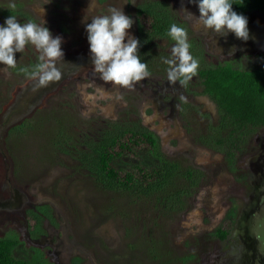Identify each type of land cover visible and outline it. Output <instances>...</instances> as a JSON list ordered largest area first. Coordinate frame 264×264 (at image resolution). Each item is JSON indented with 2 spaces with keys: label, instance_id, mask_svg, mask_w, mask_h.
<instances>
[{
  "label": "rangeland",
  "instance_id": "1",
  "mask_svg": "<svg viewBox=\"0 0 264 264\" xmlns=\"http://www.w3.org/2000/svg\"><path fill=\"white\" fill-rule=\"evenodd\" d=\"M145 1L95 0L93 8L90 0H0V26L10 15L20 23L44 20L64 53L56 64L61 79L47 85L19 68L40 63L32 45L15 54V68L0 65V238L14 241L12 255L28 264H264V128L231 167L202 144L216 109L195 77L185 87L168 83L162 58H170L174 43L165 39L147 44L141 55L150 76L131 89L106 84L93 69L86 23L122 8L136 38L134 12ZM164 1L201 44L203 65L264 64V11L245 16V42L205 33L184 11L198 17L195 2ZM113 127L154 133L160 154L178 165L165 191L102 189L83 169L82 141ZM188 169L199 175L191 188ZM181 188L187 193L180 208L163 203ZM229 213L228 239H213Z\"/></svg>",
  "mask_w": 264,
  "mask_h": 264
},
{
  "label": "trees",
  "instance_id": "2",
  "mask_svg": "<svg viewBox=\"0 0 264 264\" xmlns=\"http://www.w3.org/2000/svg\"><path fill=\"white\" fill-rule=\"evenodd\" d=\"M231 2L232 10L244 16L264 11V0ZM134 22L136 38L140 42L138 55L143 63L141 54L146 53L147 44L158 39L174 42L167 35L171 24L186 29L183 22L170 13L164 0H146L139 4ZM188 42L192 56L199 61L195 79L200 94L213 103L217 112L216 123L208 127L201 142L220 152L231 167L245 151L253 134L264 128V64L244 67L232 59L203 65L201 44L192 38H188ZM35 66V63H29L19 68L27 73L33 72ZM78 162L100 188L141 195L165 191L178 169L175 162L160 154L154 133L142 127H113L95 139H84L78 152ZM183 176L189 181V188L196 185L199 177L196 171L189 169ZM186 193L187 189L181 188L169 193L162 201L178 209L180 198ZM30 219L29 228H32L34 223ZM230 219L229 213L214 230V237L220 240L226 237ZM12 246H15L14 241L0 238V264H28L26 258L12 255Z\"/></svg>",
  "mask_w": 264,
  "mask_h": 264
},
{
  "label": "clouds",
  "instance_id": "3",
  "mask_svg": "<svg viewBox=\"0 0 264 264\" xmlns=\"http://www.w3.org/2000/svg\"><path fill=\"white\" fill-rule=\"evenodd\" d=\"M188 2L197 4L199 16H194L187 9L184 11L195 19L205 33L210 32L222 38L231 33L236 39L245 42L250 38L247 17L232 10L231 0ZM15 6L14 3L9 5L10 8ZM89 7H95V0H90ZM108 13L94 16L85 25L91 64L106 84L131 89L150 76V72L138 55L139 40L129 34L133 25L132 18L125 15L122 8H109ZM44 24V20L42 26L31 21L20 23L17 17L10 15L4 21V26H0V65L15 68V54L23 53L27 45H32L39 53L40 63L31 75L38 79L40 85L61 79L56 64L63 61L64 56L62 38L53 37ZM167 35L174 41L170 48V58H162L163 63L168 65L167 81L172 85L179 83L186 86L197 75L199 61L190 52L191 45L185 28L173 23Z\"/></svg>",
  "mask_w": 264,
  "mask_h": 264
},
{
  "label": "flooded vegetation",
  "instance_id": "4",
  "mask_svg": "<svg viewBox=\"0 0 264 264\" xmlns=\"http://www.w3.org/2000/svg\"><path fill=\"white\" fill-rule=\"evenodd\" d=\"M134 13H135V12H134ZM134 23H135V22H134ZM135 33H136V27H135ZM173 43H174V42H173ZM227 215H228V214H227ZM227 215H226V216H227ZM232 215H233V214H231V219H230V223H229L230 229H229L228 234L226 235V237H225L223 240H220V239H217L216 237L213 236V239H215V240H217V241H225V240L228 239V237H229V235H230V233H231V231H232L233 223H234V218H233ZM222 220H223V219H222ZM222 220H221V221H222ZM221 221L219 222L218 226L220 225ZM218 226H217V227H218ZM217 227H216V228H217ZM216 228H215V229H216ZM226 228H227V227H226ZM215 229H214V230H215ZM252 258H253V257H252ZM251 260H252V262H253V259H251Z\"/></svg>",
  "mask_w": 264,
  "mask_h": 264
}]
</instances>
